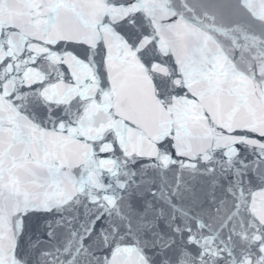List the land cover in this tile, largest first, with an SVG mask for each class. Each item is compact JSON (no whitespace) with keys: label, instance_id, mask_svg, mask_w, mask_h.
Masks as SVG:
<instances>
[{"label":"water","instance_id":"1","mask_svg":"<svg viewBox=\"0 0 264 264\" xmlns=\"http://www.w3.org/2000/svg\"><path fill=\"white\" fill-rule=\"evenodd\" d=\"M263 177L264 0H0V264H97L101 205L166 264Z\"/></svg>","mask_w":264,"mask_h":264},{"label":"snow or ice","instance_id":"2","mask_svg":"<svg viewBox=\"0 0 264 264\" xmlns=\"http://www.w3.org/2000/svg\"><path fill=\"white\" fill-rule=\"evenodd\" d=\"M100 159H101V162H103V160L105 159V156H101ZM92 163H94V162H92ZM132 163L135 164L136 161H132ZM124 175H128V173L125 171ZM132 175H133V177L135 176L134 170H133ZM153 194H155V193H153ZM100 207H101V210L92 217V220H91L92 227H91L88 235L81 238V247L84 248L85 252L88 251L87 244L91 240L93 233H96L97 227L99 226V234L101 235L102 239L105 242H104L103 246L100 249H98L99 254L93 253V259L97 262V264H116V257H117L118 250L121 247V245H119V244H111L110 245L109 243H107V236L104 235L105 226L103 224V221H104L107 213H105L103 211L102 205ZM43 211L50 214L53 211V209L47 208V209H44ZM36 214L39 215L40 212L37 211ZM128 230L129 231L131 230L130 225H129ZM113 231H118V229L114 225H113ZM189 243H194V241L192 240L191 237H189ZM203 256H204V251L201 250L198 259L202 258ZM72 259H75V257H72L67 262V264H72ZM220 259H223V257H220ZM169 264H170V262H169ZM181 264H182V262H181Z\"/></svg>","mask_w":264,"mask_h":264}]
</instances>
